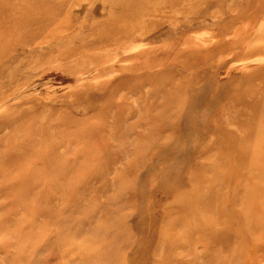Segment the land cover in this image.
I'll return each instance as SVG.
<instances>
[{"label":"rangeland","instance_id":"obj_1","mask_svg":"<svg viewBox=\"0 0 264 264\" xmlns=\"http://www.w3.org/2000/svg\"><path fill=\"white\" fill-rule=\"evenodd\" d=\"M0 264H264V0H0Z\"/></svg>","mask_w":264,"mask_h":264},{"label":"bare ground","instance_id":"obj_2","mask_svg":"<svg viewBox=\"0 0 264 264\" xmlns=\"http://www.w3.org/2000/svg\"><path fill=\"white\" fill-rule=\"evenodd\" d=\"M245 109H247V108H245ZM248 111H249V110H248ZM240 113H241V112H240ZM251 114H253V113H251ZM251 114H250V115H251ZM253 116H254V115H253ZM238 117H239V116H238ZM245 117H246V116H245ZM251 118H252V117H251Z\"/></svg>","mask_w":264,"mask_h":264}]
</instances>
